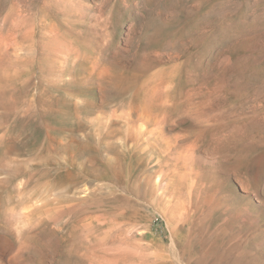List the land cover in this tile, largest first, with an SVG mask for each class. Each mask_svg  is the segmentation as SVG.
Returning a JSON list of instances; mask_svg holds the SVG:
<instances>
[{
	"label": "rangeland",
	"instance_id": "1",
	"mask_svg": "<svg viewBox=\"0 0 264 264\" xmlns=\"http://www.w3.org/2000/svg\"><path fill=\"white\" fill-rule=\"evenodd\" d=\"M0 264H264V0H0Z\"/></svg>",
	"mask_w": 264,
	"mask_h": 264
}]
</instances>
